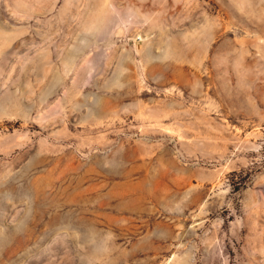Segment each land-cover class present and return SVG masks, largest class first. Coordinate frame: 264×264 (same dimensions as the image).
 Segmentation results:
<instances>
[{
    "label": "rangeland",
    "instance_id": "1",
    "mask_svg": "<svg viewBox=\"0 0 264 264\" xmlns=\"http://www.w3.org/2000/svg\"><path fill=\"white\" fill-rule=\"evenodd\" d=\"M0 264H264V0H0Z\"/></svg>",
    "mask_w": 264,
    "mask_h": 264
}]
</instances>
